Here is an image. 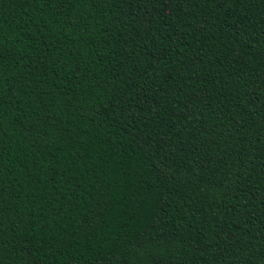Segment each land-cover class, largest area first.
Wrapping results in <instances>:
<instances>
[{"label": "trees", "instance_id": "1", "mask_svg": "<svg viewBox=\"0 0 264 264\" xmlns=\"http://www.w3.org/2000/svg\"><path fill=\"white\" fill-rule=\"evenodd\" d=\"M234 252L264 264V0H0V264Z\"/></svg>", "mask_w": 264, "mask_h": 264}, {"label": "snow or ice", "instance_id": "2", "mask_svg": "<svg viewBox=\"0 0 264 264\" xmlns=\"http://www.w3.org/2000/svg\"><path fill=\"white\" fill-rule=\"evenodd\" d=\"M50 2L53 4V6H55L56 3H58V0H50ZM138 2H139V0H138ZM224 2H228V0H224ZM232 2H238V0H232ZM143 3L145 4V6L149 3H152V4L160 3L164 6V8H170V7H172V5L174 3L177 6H179L180 0H143ZM145 31H147V29H145ZM197 99H199V98L197 97ZM90 211H91V209H90ZM239 215L240 214L237 213V216H239ZM88 219H90V217H88ZM135 247L140 248V247H143V245H135ZM238 247L240 248L241 252L246 250L243 244L238 245ZM148 255L151 256V253L149 252ZM233 255L236 256V264H259V262L256 260L255 256L250 255L249 258L247 259V261H245V260H242L240 258V256L237 255L235 252L233 253ZM121 264H129L128 259L126 258L125 260H123L121 262Z\"/></svg>", "mask_w": 264, "mask_h": 264}]
</instances>
